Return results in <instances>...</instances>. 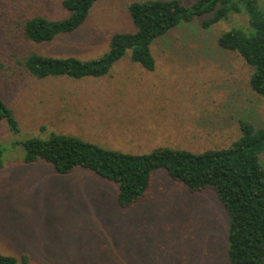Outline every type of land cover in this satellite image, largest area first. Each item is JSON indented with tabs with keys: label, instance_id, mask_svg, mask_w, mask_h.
Returning <instances> with one entry per match:
<instances>
[{
	"label": "rangeland",
	"instance_id": "obj_1",
	"mask_svg": "<svg viewBox=\"0 0 264 264\" xmlns=\"http://www.w3.org/2000/svg\"><path fill=\"white\" fill-rule=\"evenodd\" d=\"M133 1L141 0H99L76 33L30 45L22 22L36 14L64 17L60 0H0V97L20 128L11 134L0 122V254L18 264L24 257L26 264H228V216L214 191L190 193L160 169L145 197L123 209L116 184L80 168L60 175L43 161L25 165L13 146L63 134L127 154L159 147L201 153L237 140L239 117L264 128V98L248 88L250 70L215 45L220 33L246 27L244 14L208 29L195 19L155 40L153 72L128 56L108 76L78 81L37 80L20 66L29 48L99 57L111 35L134 30L127 10ZM258 6L264 13V0ZM260 162L264 167V152Z\"/></svg>",
	"mask_w": 264,
	"mask_h": 264
},
{
	"label": "trees",
	"instance_id": "obj_2",
	"mask_svg": "<svg viewBox=\"0 0 264 264\" xmlns=\"http://www.w3.org/2000/svg\"><path fill=\"white\" fill-rule=\"evenodd\" d=\"M99 0H60L65 16L58 19L40 14L24 19L23 39L30 45L48 44L59 36L76 33L86 22ZM259 0H196L189 6L183 0H141L128 4L132 32L110 36L107 50L97 58L46 56L29 48L20 66L34 79L67 78L78 81L98 79L110 74L115 64L125 58L153 72L152 44L176 27L200 19L204 29L244 14L246 27L234 26L215 40L218 50L238 56L250 70V91L264 98V13ZM248 26L253 30L245 33ZM253 113V112H251ZM0 122L11 134L20 128L13 111L0 97ZM240 136L228 148L193 153L184 149L159 147L149 154H127L103 149L81 138L51 134L46 139L28 136L13 146L22 149L25 165L43 161L60 174L75 168L88 170L117 185L116 202L129 209L145 197L152 173L164 170L173 181L190 193L214 191L228 216V264H264V128L245 115L236 119ZM6 148L0 144V169ZM26 258L22 263L26 264ZM0 264H18L11 256L0 254Z\"/></svg>",
	"mask_w": 264,
	"mask_h": 264
}]
</instances>
